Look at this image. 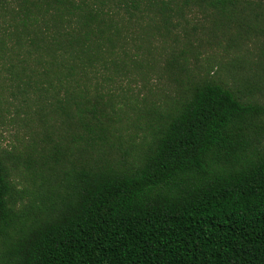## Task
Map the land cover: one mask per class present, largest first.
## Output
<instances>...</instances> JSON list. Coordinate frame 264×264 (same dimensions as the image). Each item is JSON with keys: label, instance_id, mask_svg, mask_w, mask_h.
<instances>
[{"label": "trees", "instance_id": "trees-1", "mask_svg": "<svg viewBox=\"0 0 264 264\" xmlns=\"http://www.w3.org/2000/svg\"><path fill=\"white\" fill-rule=\"evenodd\" d=\"M22 2L43 144L25 160L29 184L12 177L18 156L0 154V264H264L261 86L180 76L172 56L171 101L116 91L153 66L141 46L176 36L186 11L208 8L237 47L264 34V0Z\"/></svg>", "mask_w": 264, "mask_h": 264}, {"label": "rangeland", "instance_id": "rangeland-1", "mask_svg": "<svg viewBox=\"0 0 264 264\" xmlns=\"http://www.w3.org/2000/svg\"><path fill=\"white\" fill-rule=\"evenodd\" d=\"M22 7V0H0V154L18 156V159L13 158L14 164L10 161L12 177L21 184H29L25 160L29 159L33 142L37 152L43 143L33 131L36 128L35 105L27 98L31 94L30 91L25 93L23 84L28 43L23 30ZM207 9L203 6L186 11L176 27V36L154 40L148 47L149 52L142 45L140 50L154 63L153 66L128 78L123 90L117 87L116 91L136 106L144 99L159 105L171 101L178 94V82L170 75L167 61L175 56L179 61L184 58L188 68L180 76L191 70L197 77L219 80L235 90L241 89L240 79L250 77L261 86V91L256 90L250 96L264 103V79L261 78L264 70L256 66L264 60V34L257 38L250 34L239 46L229 47L227 43L233 29ZM212 19L222 21V25L213 27ZM37 157L38 153L32 154V159Z\"/></svg>", "mask_w": 264, "mask_h": 264}]
</instances>
